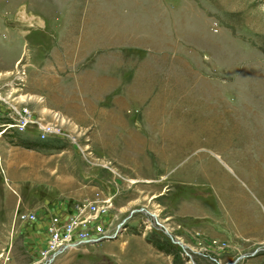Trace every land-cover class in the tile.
Listing matches in <instances>:
<instances>
[{
  "label": "rangeland",
  "instance_id": "rangeland-1",
  "mask_svg": "<svg viewBox=\"0 0 264 264\" xmlns=\"http://www.w3.org/2000/svg\"><path fill=\"white\" fill-rule=\"evenodd\" d=\"M19 59L26 86L0 109L58 111L71 141L0 135V254L25 261L14 224L35 198L6 166L48 159L94 179L87 201L111 190L106 229L124 220L84 264L116 240L125 264H264V0H0L8 91ZM101 115L147 134H95Z\"/></svg>",
  "mask_w": 264,
  "mask_h": 264
},
{
  "label": "crops",
  "instance_id": "crops-1",
  "mask_svg": "<svg viewBox=\"0 0 264 264\" xmlns=\"http://www.w3.org/2000/svg\"><path fill=\"white\" fill-rule=\"evenodd\" d=\"M106 15L104 18L109 20L108 14ZM110 25V23L106 25V40L109 39L108 31L110 30ZM145 98L144 96L143 101L136 100L135 103H150ZM151 103L159 104L162 101L153 100ZM115 104V109H119L120 111L124 110L125 105L123 102L116 100ZM110 121H112L110 123L112 127L109 126ZM128 123L129 121L121 115H116L113 118L101 115V118L98 116V120L94 123L93 129L95 134L106 137L109 134H121L130 137L147 134L146 129L138 126L131 127ZM153 132L154 134H162V132L157 131H152L150 134H153ZM62 149L69 150L70 147ZM6 167L12 181L18 184L22 190L26 188L27 190H32L35 197L33 201L24 202V204H26V212L36 213L37 218L35 220L22 221L16 217V219L18 218V222L17 225L16 223L14 224L16 226L14 235L20 238L19 246L27 254L25 261L18 264L29 263L38 256L40 249L46 245L49 237L48 225L50 224L52 216L59 215L61 218L66 219L76 213V205L87 201L86 198H88L83 195L81 186H95V181H93V178L83 181L81 169L79 172L76 168L73 169L75 166H72L68 160L60 162L59 160L36 159V161L27 165L10 161ZM116 241H112L113 243L108 245L111 248L110 254L98 253L94 252V250L92 252L90 251V257L93 256L94 258L93 264H99V261H103L104 264H125V258L127 256H120L118 250L119 245ZM90 245L92 244L67 250L61 253L52 264H84L86 258L85 253L92 248Z\"/></svg>",
  "mask_w": 264,
  "mask_h": 264
},
{
  "label": "built area",
  "instance_id": "built-area-1",
  "mask_svg": "<svg viewBox=\"0 0 264 264\" xmlns=\"http://www.w3.org/2000/svg\"><path fill=\"white\" fill-rule=\"evenodd\" d=\"M21 59L16 64L15 75L12 78V86L8 91L3 85L0 86V105L4 103L12 95L9 94L23 90L27 81L26 65L21 63ZM14 104V103H13ZM11 105L8 108L0 109V135L3 133H36L41 140L49 139H63L71 141V137L59 127L58 123L64 121V117L58 112H54V120L52 122L42 123L39 122L28 106L24 105L17 107ZM2 107V106H1ZM27 143V142H26ZM30 146L35 144L28 142ZM106 167L107 165L104 164ZM113 174L119 173L116 168L107 166ZM120 176V174H119ZM126 178V177H124ZM131 184L137 183L136 178H126ZM109 183L110 180H107ZM114 194L109 191L99 190L93 200L81 202L76 205V213L70 215L66 219L61 218L59 215H54L48 225L49 237L46 245L40 249L39 254L29 263L23 264H52L57 257L74 247H79L86 244H92L96 239L102 238L106 235H120L122 229V222L118 226L109 222V228H105L97 219L104 216L113 207ZM16 217L22 221L35 220L37 218L34 212H17ZM150 226V224H149ZM0 264H15L11 260L9 253L0 254Z\"/></svg>",
  "mask_w": 264,
  "mask_h": 264
},
{
  "label": "water",
  "instance_id": "water-1",
  "mask_svg": "<svg viewBox=\"0 0 264 264\" xmlns=\"http://www.w3.org/2000/svg\"><path fill=\"white\" fill-rule=\"evenodd\" d=\"M115 238H117V234H114V235H106V236H103L102 238L96 239L94 242H100V241H104V240H108V239H115ZM175 241H177V240L175 239Z\"/></svg>",
  "mask_w": 264,
  "mask_h": 264
},
{
  "label": "bare ground",
  "instance_id": "bare-ground-1",
  "mask_svg": "<svg viewBox=\"0 0 264 264\" xmlns=\"http://www.w3.org/2000/svg\"><path fill=\"white\" fill-rule=\"evenodd\" d=\"M230 168V167H229ZM231 169V168H230ZM152 215V214H151ZM154 216V215H153ZM154 218H155V216H154ZM157 222H159V225L161 226V227H163L162 225H161V223H160V221H157ZM164 228V227H163ZM165 229V228H164Z\"/></svg>",
  "mask_w": 264,
  "mask_h": 264
}]
</instances>
